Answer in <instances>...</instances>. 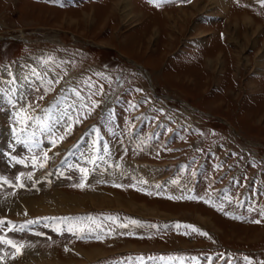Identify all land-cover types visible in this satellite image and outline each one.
Returning <instances> with one entry per match:
<instances>
[{
	"label": "rangeland",
	"instance_id": "374dc122",
	"mask_svg": "<svg viewBox=\"0 0 264 264\" xmlns=\"http://www.w3.org/2000/svg\"><path fill=\"white\" fill-rule=\"evenodd\" d=\"M0 221V264H264V0H0Z\"/></svg>",
	"mask_w": 264,
	"mask_h": 264
},
{
	"label": "crops",
	"instance_id": "0c3cea01",
	"mask_svg": "<svg viewBox=\"0 0 264 264\" xmlns=\"http://www.w3.org/2000/svg\"><path fill=\"white\" fill-rule=\"evenodd\" d=\"M201 64H202V65H200V66L198 65V67L195 66L194 69H195L196 67L198 68V70L200 69V67H203V69H204L206 63L203 61V63H201ZM167 66H168V65H167ZM172 68H173L172 66L169 67V70H168L169 73H173V72H175V71L172 70ZM159 77H160V76H159ZM159 77H158V78H159ZM166 77H167V76H166ZM165 88L169 91L172 87L169 86V85H165ZM172 90H173V92H176L177 94H183V95H184V93L179 92L180 89H175V88H173ZM190 94H191V92H190ZM188 95H189V94H188ZM188 95H187V96H188Z\"/></svg>",
	"mask_w": 264,
	"mask_h": 264
},
{
	"label": "bare ground",
	"instance_id": "6f19581e",
	"mask_svg": "<svg viewBox=\"0 0 264 264\" xmlns=\"http://www.w3.org/2000/svg\"><path fill=\"white\" fill-rule=\"evenodd\" d=\"M45 76L43 75V78H44ZM41 79V78H40ZM32 204V205H31ZM36 202H34V201H31V202H28V204L26 203V205H28V206H31V207H33L34 208V206H36ZM29 253H30V251H29ZM37 252H35V254H36ZM32 254H34V251H33V253L31 252V257H32ZM36 256V255H35ZM34 256V257H35ZM16 257V256H15ZM33 257V258H34ZM35 259V258H34ZM36 259H38V260H40L39 262H41V261H43L44 259H45V257L44 256H41V257H37ZM41 259H43V260H41Z\"/></svg>",
	"mask_w": 264,
	"mask_h": 264
},
{
	"label": "snow or ice",
	"instance_id": "6c2138e0",
	"mask_svg": "<svg viewBox=\"0 0 264 264\" xmlns=\"http://www.w3.org/2000/svg\"><path fill=\"white\" fill-rule=\"evenodd\" d=\"M21 187H23V185H21ZM256 223H259L260 221H255ZM0 223H3V221H0ZM195 230V229H194Z\"/></svg>",
	"mask_w": 264,
	"mask_h": 264
}]
</instances>
